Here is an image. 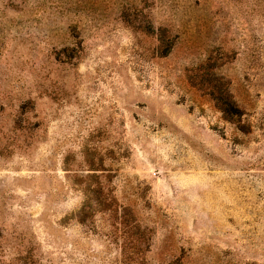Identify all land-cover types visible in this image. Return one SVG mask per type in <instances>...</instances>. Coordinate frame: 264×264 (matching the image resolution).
Masks as SVG:
<instances>
[{
	"label": "rangeland",
	"instance_id": "1",
	"mask_svg": "<svg viewBox=\"0 0 264 264\" xmlns=\"http://www.w3.org/2000/svg\"><path fill=\"white\" fill-rule=\"evenodd\" d=\"M0 264H264V0H0Z\"/></svg>",
	"mask_w": 264,
	"mask_h": 264
},
{
	"label": "trees",
	"instance_id": "2",
	"mask_svg": "<svg viewBox=\"0 0 264 264\" xmlns=\"http://www.w3.org/2000/svg\"><path fill=\"white\" fill-rule=\"evenodd\" d=\"M220 109L223 110V112L230 114V115H239V111L234 103L231 102H223L221 105H218Z\"/></svg>",
	"mask_w": 264,
	"mask_h": 264
}]
</instances>
